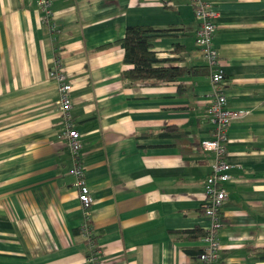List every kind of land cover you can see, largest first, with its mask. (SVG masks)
<instances>
[{"label":"crops","instance_id":"0c3cea01","mask_svg":"<svg viewBox=\"0 0 264 264\" xmlns=\"http://www.w3.org/2000/svg\"><path fill=\"white\" fill-rule=\"evenodd\" d=\"M208 1L219 13L213 40L227 107L243 113L228 127L219 264H262L264 0ZM190 3L51 0L47 17L38 0H0V264H85L84 215L50 76L57 63L72 85L101 264H201L184 250H201L200 239L183 233L209 226L213 155L199 144L213 130L210 76L129 86L121 73L131 66L114 43L128 26L173 28L152 42L159 66L205 65ZM169 126L184 134L158 135Z\"/></svg>","mask_w":264,"mask_h":264},{"label":"built area","instance_id":"2783aa9c","mask_svg":"<svg viewBox=\"0 0 264 264\" xmlns=\"http://www.w3.org/2000/svg\"><path fill=\"white\" fill-rule=\"evenodd\" d=\"M190 2L194 15L199 21L195 32V44L209 68L211 93L206 108V117L213 126L211 137L202 140L199 144L203 150L212 152L213 162L204 188L206 201L203 206V215L209 220V226L204 231L203 237L200 238L202 249L197 259L201 264H219V236L223 227L221 210L228 197L224 186L231 181L229 173L231 164L226 160L228 127L235 117L243 113L232 111L227 107L224 87L225 75L220 68L219 54L213 40L219 13L208 0H190ZM50 5L51 0H38V8L45 12L47 17L51 12ZM50 76L57 83L58 106L63 124L61 138L72 158L73 188L77 192V199L84 215L80 226V235L86 246L84 263L101 264V253L96 245L95 232L90 222V209L93 200L86 184L85 168L82 163V144L71 114V84L58 63L51 70Z\"/></svg>","mask_w":264,"mask_h":264},{"label":"trees","instance_id":"16d2710c","mask_svg":"<svg viewBox=\"0 0 264 264\" xmlns=\"http://www.w3.org/2000/svg\"><path fill=\"white\" fill-rule=\"evenodd\" d=\"M164 2L167 3V1ZM171 30L173 28H154L143 25L128 26L124 35L114 42L123 48V63L131 66L121 73L122 79L127 85L174 81L184 75H209L207 63L191 67L159 66L162 59L158 58L152 50V42ZM183 134L184 132L180 131L176 126H169L158 135L178 137ZM147 135L149 134H144V136ZM183 234L187 235V241H197L203 237L204 231L195 229ZM184 250L188 255L196 258L201 253L199 248H185ZM257 258L260 263L264 264V250L257 254Z\"/></svg>","mask_w":264,"mask_h":264},{"label":"rangeland","instance_id":"374dc122","mask_svg":"<svg viewBox=\"0 0 264 264\" xmlns=\"http://www.w3.org/2000/svg\"><path fill=\"white\" fill-rule=\"evenodd\" d=\"M71 88H72V85H71ZM71 90V89H70Z\"/></svg>","mask_w":264,"mask_h":264}]
</instances>
